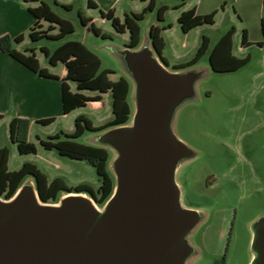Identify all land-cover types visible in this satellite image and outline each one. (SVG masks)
<instances>
[{"label":"rangeland","instance_id":"obj_1","mask_svg":"<svg viewBox=\"0 0 264 264\" xmlns=\"http://www.w3.org/2000/svg\"><path fill=\"white\" fill-rule=\"evenodd\" d=\"M183 1L191 4L197 0H153V8L146 10L143 19L138 22L140 29L138 47L149 42L151 26L159 27L162 29L161 36L165 43L162 57L166 61L167 69L193 70L201 73L194 85V97L178 108L172 128L179 140L200 154L199 159L190 166L196 179L194 182L200 178L199 172L202 175L211 171L219 176L220 184L218 189L207 192L204 197H197L192 193L191 203L186 198L181 201L183 206L198 208L203 214L202 220L188 235V242L195 249V254L190 257L187 264H215L223 260L224 264H249L252 257L251 226L259 217L264 216V46L258 45L263 41L260 28V20L264 17L263 0H223L217 7L218 14L215 15L214 24L199 26L187 33L182 32L177 21L184 8ZM41 2L47 4L60 18L71 22L74 31L61 40L42 38L32 42L28 36L29 30L18 46L13 43V48L21 52L26 48H36L42 65L49 67L40 52V47L53 51L66 41L81 42L99 58L100 69L108 70L111 80L123 77L130 81L129 102L132 112L129 121H131L134 113L132 98L134 87L114 51L125 48L129 41V33L128 31L117 33L111 21L101 17L100 11L111 10L114 16L123 22L125 14L142 13L150 0H98L100 4L97 3L98 8H89L87 0H37L36 5ZM28 5L32 6L30 3ZM63 5H69L71 9L67 10L62 7ZM224 5L225 12H222ZM163 6L166 7V11L163 20L160 21L157 13ZM78 13L85 18H94L92 22L105 37L97 36L83 26ZM42 25L43 30L48 29L47 24ZM168 25L171 27L167 28ZM164 27L166 29H163ZM231 27L236 28L232 41L233 55L238 58L249 56V61L234 72H215L210 67L209 54L220 37ZM242 30H247L250 43L247 47L241 45ZM58 32L59 29L56 28L49 34L54 35ZM202 36H207L210 40L207 52L193 65L186 69H178L181 64L193 59ZM1 67L0 63V85L4 79ZM62 69L63 65L59 63L51 70L61 74ZM69 84L76 90L75 83ZM14 111V103L4 104L0 100V114L3 116L0 121V147H7L10 150L8 169L18 170L23 163L29 162L36 165L47 176L48 181L60 177L69 187L88 184L93 188L94 196L92 198L88 194L85 195L92 198L101 208L106 201L99 202L98 189L101 179L95 168L85 160L60 156L56 150H46L40 145V139L47 140L48 136L60 133L61 128L73 130V116L58 118L49 125L39 124L35 120L29 121L27 141L35 146L36 153L20 155L16 145L10 141L9 124ZM238 134L244 135L245 143L254 150L251 158L254 163L243 173L236 172V176L238 174L243 176L236 177L234 190L228 192L226 179L221 177L225 172V166L213 159V153L221 141L226 142L229 135H232V138ZM94 135L95 133L86 131L73 140L80 144L105 148L109 153L106 168L115 181L111 170L115 153L110 148L97 144ZM203 155L210 156V161H203ZM184 170V167H178L176 171L178 185L181 184ZM24 182L34 184V179L27 176ZM65 194L61 193L55 202L48 203H57ZM0 198L4 199L1 196Z\"/></svg>","mask_w":264,"mask_h":264},{"label":"water","instance_id":"obj_2","mask_svg":"<svg viewBox=\"0 0 264 264\" xmlns=\"http://www.w3.org/2000/svg\"><path fill=\"white\" fill-rule=\"evenodd\" d=\"M114 51L133 83L134 113L94 135L115 153L111 196L101 208L84 193L46 203L22 183L0 198V264H187L195 254L188 235L203 214L182 205L176 181L192 150L172 124L201 73L169 71L149 42ZM251 231L249 264H264V216Z\"/></svg>","mask_w":264,"mask_h":264},{"label":"trees","instance_id":"obj_3","mask_svg":"<svg viewBox=\"0 0 264 264\" xmlns=\"http://www.w3.org/2000/svg\"><path fill=\"white\" fill-rule=\"evenodd\" d=\"M264 4V0H263ZM89 8H98L93 0H87ZM184 5V1L182 2ZM63 8L70 10L71 6L63 5ZM153 8V0H150L148 6L142 13L125 14L124 21L114 16L112 11L102 12L101 17L111 21L113 28L117 33H129V41L125 47L136 49L140 42V29L138 22L143 19V14L146 10ZM29 13L34 17L35 21L29 31V38L32 42H37L42 38L50 40H61L74 31V27L68 20L60 18L50 7L41 2L35 8H29ZM166 7H160L157 17L160 21L163 20V14ZM217 11L209 14H196L193 9L183 11L177 21L182 32L187 33L190 30L203 26L214 24V18ZM81 24L87 27L95 35L105 37L92 22L91 19L83 17L78 13ZM47 24L48 29L43 30V25ZM168 25L167 28H170ZM59 32L51 35L49 32ZM260 28L263 41L259 42V46H264V17L261 18ZM163 29H166L165 27ZM161 28L151 26L149 29V42L154 52L159 56L160 60L166 64L162 57V52L165 47L164 40L161 36ZM235 34V28L231 27L217 41L209 54V63L213 71L219 73L234 72L243 67L248 61L249 56L238 58L232 53V41ZM23 37L19 36L12 39L8 35L0 37V51L7 54L33 73L43 78L57 79L51 75L47 69L41 68L39 61L36 58L35 49H25L24 52L17 51L13 48V43L19 44ZM210 40L207 36H202V41L197 49V52L192 60L185 64H181L178 69H186L196 63L209 48ZM241 45L249 46L246 30H242ZM40 52L44 55L48 65L56 66L61 63L66 68V76L61 80V101L63 114H69L71 111L84 107L88 102L99 101L101 98L97 96H85L81 92L92 91L103 94L110 92L112 96V114L113 119L102 127L94 128L91 122L85 116H78L74 120V131L71 134L58 133L54 136H49L47 140H40V145L46 150H56L60 156H64L75 160H85L96 170L101 183L98 189L100 194V203H104L112 194L115 182L112 176L107 171V161L109 158L108 151L103 147L84 145L75 142L76 139L83 135L86 131L101 132L110 127L127 124L130 120L131 105L129 95L131 83L128 79L121 77L117 81H111L108 78L110 72L101 70L99 58L90 51L84 44L78 41H66L58 45L53 51L46 47H40ZM68 82L75 83L76 92L71 91ZM3 116L0 114V121ZM54 121L53 118L37 121L42 125H49ZM29 129V120L24 118H13L9 124L10 141L16 145L20 155L36 153L35 146L27 141ZM9 149L7 147L0 148V196L4 199H10L17 189L22 185L27 176L34 179V185L38 192V196L42 202H55L61 193H84L94 196L93 188L88 184H79L75 187H69L60 177L48 181L47 176L41 172L36 165L25 162L23 165L14 171L8 169ZM215 264H224V260Z\"/></svg>","mask_w":264,"mask_h":264},{"label":"crops","instance_id":"obj_4","mask_svg":"<svg viewBox=\"0 0 264 264\" xmlns=\"http://www.w3.org/2000/svg\"><path fill=\"white\" fill-rule=\"evenodd\" d=\"M93 1L96 5L97 3L99 4L98 0ZM222 1L223 0H197L195 3L193 2L191 4L185 2L182 12L193 9L196 14L205 15L213 11H217V15V7L221 5L220 3ZM28 3L32 4V6H29ZM36 3L37 0H22L21 2H15L13 0H0V37L4 35L10 36L12 39H15L19 36L23 37L24 34L30 30L35 21L28 9L37 7L38 5H36ZM225 6L226 5H224L222 8V12H225ZM91 20H94V18ZM228 30H226V32ZM15 45L18 46L19 44ZM34 49L40 67L47 69V71L51 75L56 76L57 79L40 77L7 54L0 51V63L2 65L1 72L3 73L4 77L3 83H1V85H3H0V100L4 104L7 102L14 103L15 111L11 120L13 118H24L28 119L29 121L35 120L37 122L39 120L53 118L54 121L52 123H54L58 118L64 119L68 116H73V120H75V118L78 116H85L91 122L94 128H99L113 119L112 96L110 92L99 94L98 92L83 91L81 93L85 96L93 97L99 95L101 99L99 101L88 102L84 107L75 109L69 114H63L61 101V80L66 76V68L62 64L63 69L61 74L52 72L51 69H54L57 65H49V67L42 65L41 60L38 57L37 49ZM120 78L121 77H119L117 80ZM69 86L71 91L76 92V90H73L70 84ZM73 131L74 128L73 130H64V128H61V132L65 134H71ZM56 134L58 133L52 134L50 136H54Z\"/></svg>","mask_w":264,"mask_h":264},{"label":"flooded vegetation","instance_id":"obj_5","mask_svg":"<svg viewBox=\"0 0 264 264\" xmlns=\"http://www.w3.org/2000/svg\"><path fill=\"white\" fill-rule=\"evenodd\" d=\"M231 136H228L229 138L226 142L221 141L217 146L216 151L213 153V159H216V161L225 166V172L221 177L226 179L228 192L234 190L236 177L243 176L242 174L236 176V172L243 173L247 167H250L254 163L251 159L254 150L245 143L243 139L244 135L239 136L238 134L236 137L232 138ZM188 147L192 150V154L179 166L184 167L185 169L182 173V181L181 184H179V188L181 201L186 198V200L191 203L190 197L192 196V193L196 194L197 197H204L207 192H212L214 189H218L220 183L219 176L211 171H207L202 175H200L201 172H199L200 178L197 182H194L196 179L193 176V171H191L190 166L199 159L200 154L198 151H194L190 146ZM203 158V161L205 162L210 161V156L203 155ZM184 207L200 211L198 208H193L191 206Z\"/></svg>","mask_w":264,"mask_h":264}]
</instances>
